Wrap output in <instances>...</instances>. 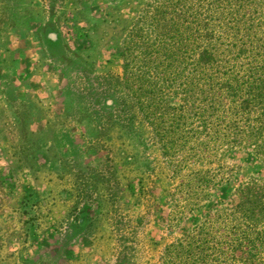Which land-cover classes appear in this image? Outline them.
Masks as SVG:
<instances>
[{
  "label": "rangeland",
  "instance_id": "rangeland-1",
  "mask_svg": "<svg viewBox=\"0 0 264 264\" xmlns=\"http://www.w3.org/2000/svg\"><path fill=\"white\" fill-rule=\"evenodd\" d=\"M262 78L264 0H0V264H166L206 221L220 238L264 182L232 129Z\"/></svg>",
  "mask_w": 264,
  "mask_h": 264
},
{
  "label": "trees",
  "instance_id": "trees-1",
  "mask_svg": "<svg viewBox=\"0 0 264 264\" xmlns=\"http://www.w3.org/2000/svg\"><path fill=\"white\" fill-rule=\"evenodd\" d=\"M144 107L142 103L141 108ZM235 107L234 117L239 119L232 128L233 144L251 148L264 163V78L258 85L249 84L240 106ZM223 220L220 238L211 232L213 221H206L197 232L171 244L166 251V264H263L264 182L252 179L242 184L238 203Z\"/></svg>",
  "mask_w": 264,
  "mask_h": 264
}]
</instances>
